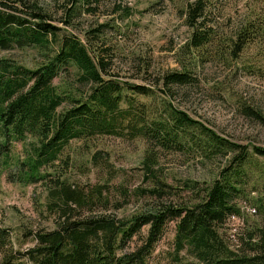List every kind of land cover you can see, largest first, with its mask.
Listing matches in <instances>:
<instances>
[{
  "label": "trees",
  "instance_id": "1",
  "mask_svg": "<svg viewBox=\"0 0 264 264\" xmlns=\"http://www.w3.org/2000/svg\"><path fill=\"white\" fill-rule=\"evenodd\" d=\"M55 1H65V25L80 10L94 12L100 3L70 0L71 6L66 7L69 0ZM204 7L201 0L193 3L187 25L196 26ZM46 12L38 0H0V50L34 47L51 52L36 67L0 57V165L9 169L10 182L45 185L47 210L55 224L31 233L33 244L24 250L15 248L10 229L0 224V264H264V225L237 231L235 241L226 234L228 218L244 215L234 200L244 192L247 148L221 137L168 101H142L139 97L152 96L154 90L115 79L100 54L66 28L47 22ZM246 33L238 36L240 40H249ZM210 39L209 31L194 29L189 46L197 49ZM71 68L77 81L88 87L85 93L77 95L55 83ZM195 81L188 68L162 76L166 87ZM101 135L140 137L146 142L141 171L148 187L131 191L104 181L83 188L56 170L71 141ZM160 152H188L201 158L234 154L210 183L185 182L190 199L180 203L171 201L176 187L159 173ZM253 154L262 159L261 193L254 205L264 217V147L253 146ZM112 191L118 194L112 199L117 210L129 196L153 201L130 215L76 213L94 204L107 208ZM171 221L175 227L170 248L156 252Z\"/></svg>",
  "mask_w": 264,
  "mask_h": 264
},
{
  "label": "rangeland",
  "instance_id": "2",
  "mask_svg": "<svg viewBox=\"0 0 264 264\" xmlns=\"http://www.w3.org/2000/svg\"><path fill=\"white\" fill-rule=\"evenodd\" d=\"M38 1L47 11L46 21L66 28L90 51L100 54L115 79L154 90L152 96L139 97L142 101H168L221 137L246 147L249 160L244 165V192L234 200L244 212L243 224L233 222L238 233L252 225H264L262 214L248 211L256 208L254 201L261 193L258 174L262 159L253 154V146L264 147V121L257 115L264 117V0H201L205 7L194 27L187 25V11L196 0H100L94 12L80 10L67 25L65 1ZM66 5L70 7L71 1ZM194 29L209 31V43L197 49L189 46ZM245 31L249 40H240L238 36ZM50 55L48 49L34 47L0 50V57L28 67L38 66ZM183 68L189 69L195 84L163 86L164 74ZM74 71L71 68L62 73L55 83L80 95L88 87L77 81ZM16 149L22 152V145L17 143ZM146 149L140 137L101 135L73 140L65 147L56 170H62L74 186L87 188L109 181L132 191L149 186L141 171ZM233 154L201 158L188 152H160L159 173L166 183L176 187L171 201L188 202L190 192L184 183H210L229 166ZM8 174L9 169L1 164L0 224L10 229L15 248L24 250L33 244L31 233L52 229L55 224L47 210L45 185L10 182ZM115 197L118 194L112 191L107 208L94 204V208L85 206L76 213L130 215L153 201L133 195L117 210L112 205ZM230 224L228 221L226 225L228 236ZM174 227L175 222H169L156 252L170 248Z\"/></svg>",
  "mask_w": 264,
  "mask_h": 264
},
{
  "label": "built area",
  "instance_id": "3",
  "mask_svg": "<svg viewBox=\"0 0 264 264\" xmlns=\"http://www.w3.org/2000/svg\"><path fill=\"white\" fill-rule=\"evenodd\" d=\"M250 213H255V209L254 208H251V209H249L248 210ZM228 221H231L232 222V224H230V228H229V238L231 239V240H236V234H237V228H236V225L234 224V222L233 221H236L237 223H239L240 225H242L243 224V217L242 216H238V215H231L229 218H228V220H227V222ZM233 225V227H231Z\"/></svg>",
  "mask_w": 264,
  "mask_h": 264
}]
</instances>
